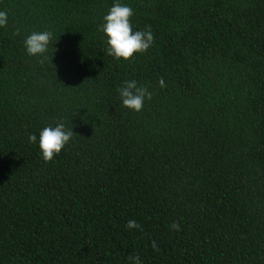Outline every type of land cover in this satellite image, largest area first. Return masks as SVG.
Here are the masks:
<instances>
[{
    "label": "trees",
    "instance_id": "obj_1",
    "mask_svg": "<svg viewBox=\"0 0 264 264\" xmlns=\"http://www.w3.org/2000/svg\"><path fill=\"white\" fill-rule=\"evenodd\" d=\"M116 2L0 0V264H264V0H119L154 34L128 61L99 30ZM43 30L41 63L23 41ZM60 121L75 134L46 163Z\"/></svg>",
    "mask_w": 264,
    "mask_h": 264
},
{
    "label": "clouds",
    "instance_id": "obj_2",
    "mask_svg": "<svg viewBox=\"0 0 264 264\" xmlns=\"http://www.w3.org/2000/svg\"><path fill=\"white\" fill-rule=\"evenodd\" d=\"M133 15L134 11L131 6L122 4L117 0L107 14L103 16V23L99 26V30L107 37V55L117 60L128 61L137 53H146L154 43V34L150 25L144 30H133L131 23ZM7 26L8 11L0 10V28H7ZM20 33L21 29L17 27L12 36H19ZM52 40L53 33L50 30L33 31L24 38L23 46L29 56L41 57L40 62L43 63L48 58L46 54ZM158 83L162 88L166 86L163 77L159 79ZM117 91L122 105L136 112L143 109L146 98L152 99V93L148 87L138 85L135 79L124 81L123 86ZM74 134L72 128H66L62 121L57 122L55 126H45L39 133V149L44 162L53 161L54 157L69 144ZM28 140L29 143H35L37 141L36 134L29 135ZM125 227L129 230L143 231L142 225L134 219L128 220ZM170 228L178 232L181 230V225L178 222H173ZM152 248L155 251L159 250L155 241H152ZM129 259L132 264H141L139 256L135 253L129 256Z\"/></svg>",
    "mask_w": 264,
    "mask_h": 264
}]
</instances>
